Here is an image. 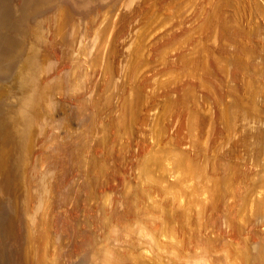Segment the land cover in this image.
Listing matches in <instances>:
<instances>
[{
	"label": "bare ground",
	"instance_id": "obj_1",
	"mask_svg": "<svg viewBox=\"0 0 264 264\" xmlns=\"http://www.w3.org/2000/svg\"><path fill=\"white\" fill-rule=\"evenodd\" d=\"M0 198L15 264H264V0H0Z\"/></svg>",
	"mask_w": 264,
	"mask_h": 264
},
{
	"label": "rangeland",
	"instance_id": "obj_2",
	"mask_svg": "<svg viewBox=\"0 0 264 264\" xmlns=\"http://www.w3.org/2000/svg\"><path fill=\"white\" fill-rule=\"evenodd\" d=\"M58 53H59V51H58ZM57 53L56 54H54L51 58H50V61H52V60H56L57 58ZM59 69H55V71H53V72H51L49 75H48V78H51V77H53V76H55L56 74H57V71L56 70H62L63 71V69H66V66H60V67H58ZM60 82H61V84H62V93L60 94V95H57L56 94V92H53V94L56 96V98H58V100H64L65 99V91H66V86H67V82H66V72L65 71H63L62 72V74H61V76H60ZM62 115H63V109L62 108H60V107H58L57 109H56V111H55V116L57 117V121L58 122H61V119H62ZM76 118L74 119V118H71V123H73V124H75L76 123ZM65 161H66V163H65ZM67 163V159H64V162H63V164H61V162H60V164L58 163V162H56V163H54V164H52L50 167H49V170H50V172L53 174V176L55 175V178H56V185H55V193H56V201H55V213H54V215L56 214V219H57V222H55L54 224V233H55V237H56V239H57V241L60 243V245L62 246V249H61V252L62 253H64V252H66V250L68 251V252H70V255L72 254V262H76L78 259H79V257H80V252H79V249H78V247H77V241H76V239H74L73 237H70L69 236V233L67 234V231H66V227L64 226V220H63V218H64V212H63V209H64V207H65V204H64V202L62 201V197H60V192L62 191V189H64L65 188V185L67 184V182H69L68 180H70V179H72V177L73 176H75L74 174H75V171H73L72 169H71V167H70V164H68ZM70 167V169H68L69 167ZM66 169V170H65ZM69 171H73V172H69ZM71 173V174H69V173ZM74 173V174H73ZM4 193L2 192V195H3ZM3 196H4V198H3ZM3 196H1L2 197V200H4L5 198L6 199H8L7 197H9L7 194H4ZM0 200H1V198H0ZM1 200V207L3 208V206L4 207H8V205H6L7 204V202L9 203V201L7 200V202H5L6 204H4V202ZM4 204V205H3ZM6 205V206H5ZM2 208H0V210L2 209ZM3 210V209H2ZM4 211H5V209L3 210V211H0V215H4V217H6L7 218V215H8V209H7V211H6V214H4ZM72 213H73V215H74V218L75 219H77L78 217H79V209H74L73 211H72ZM2 215V216H3ZM6 215V216H5ZM0 217L1 219H3L4 217ZM0 219V226H2V224H4V223H6V220H4L3 219V223L1 222L2 220ZM5 221V222H4ZM65 225H66V223H65ZM4 227L6 228V225H4ZM2 230H3V227H0ZM0 229V230H1ZM4 230H6V229H4ZM0 233H2L1 234V236L3 237L4 236V239H2V240H6L5 242L3 241V245L5 244V246H1L2 244H1V242H0V255L2 254V252H3V254L5 255V257H4V255L2 254L1 256H0V264H15L14 263V261L12 260L11 261V258H10V255L12 254V256H14L15 258H16V256H17V258L19 259V256L18 255H16V253L14 252L15 251V249L13 248V245L11 244V243H15V245H19V244H17V242H14L15 240H14V238L13 237H11V238H13V240L10 238V234H7V236L6 235H4V234H6L7 233V230H6V232H1L0 231ZM0 236V237H1ZM9 236V237H8ZM1 237V238H2ZM8 237V238H7ZM0 238V239H1ZM11 239L12 240V242H11V240H10V242H8L9 240L8 239ZM1 241V240H0ZM10 243V244H9ZM7 244H9V245H7ZM15 245H14V247H15ZM4 249H3V248ZM18 247V246H17ZM16 247V249L18 250V248ZM6 248H8V249H6ZM14 250H13V249ZM71 251H70V250ZM6 252V254H5V252ZM7 250V251H6ZM11 250L12 251V253H8L9 251ZM16 250V251H17ZM14 254V255H13ZM7 255V256H6ZM11 256V257H12ZM7 259V260H6ZM9 259V260H8ZM14 259V258H13ZM18 259H16L17 261H18ZM16 264H19V263H16Z\"/></svg>",
	"mask_w": 264,
	"mask_h": 264
}]
</instances>
